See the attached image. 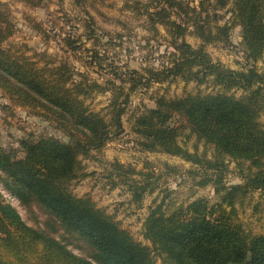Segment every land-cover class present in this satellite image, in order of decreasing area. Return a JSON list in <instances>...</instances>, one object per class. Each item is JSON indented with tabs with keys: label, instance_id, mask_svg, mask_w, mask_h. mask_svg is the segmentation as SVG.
I'll return each instance as SVG.
<instances>
[{
	"label": "trees",
	"instance_id": "1",
	"mask_svg": "<svg viewBox=\"0 0 264 264\" xmlns=\"http://www.w3.org/2000/svg\"><path fill=\"white\" fill-rule=\"evenodd\" d=\"M20 1L32 7L45 2ZM85 1L74 3L82 6ZM123 1L126 8L145 15L152 27L163 26L173 51L162 67L123 72L114 67L112 77L99 82L87 74L78 78L67 60L58 62L47 50L29 54L28 46L22 50L7 44L14 24L8 4L0 0V90L13 105L55 122L68 137L67 141L54 136L22 138L23 156L0 142V170L7 177L6 186L21 200L33 198L56 218L55 224L85 240L92 258L76 255L49 232L28 225L0 190V264H157V256L165 264H264V232L249 236L235 208L250 192L264 191V125L260 121L264 70L232 69L213 60L206 50L210 43L228 42L232 29L240 26L245 58L264 63V0H198L195 5L191 0ZM140 6L143 10H138ZM226 8L231 19L223 21ZM86 26L93 28L90 22ZM188 34L201 43L188 42ZM63 40L73 50L81 41L72 34ZM178 77L197 84L211 82L217 89L174 98L159 96L154 107L134 116L133 128L145 150L178 155L205 170L197 184H212L219 198L211 202L199 197L174 209L164 208L162 201L151 208L143 225L149 246L137 241L91 196L75 195L71 185L87 175L79 156L100 152L123 131L131 93L140 85ZM107 92L111 95L106 106L99 110L90 106L88 100L95 94ZM184 128L214 147L212 158L180 145ZM227 158L238 164L250 161L249 172L240 171L242 182H224ZM111 166L117 177L113 185L127 184L133 201L155 190L151 175L142 170L117 161Z\"/></svg>",
	"mask_w": 264,
	"mask_h": 264
},
{
	"label": "rangeland",
	"instance_id": "2",
	"mask_svg": "<svg viewBox=\"0 0 264 264\" xmlns=\"http://www.w3.org/2000/svg\"><path fill=\"white\" fill-rule=\"evenodd\" d=\"M2 1L8 4L14 24V33L7 44L22 50L28 46L29 54L47 50L58 62L67 60L78 78L80 74H87L99 82H105L112 77L110 72L114 67L119 72L162 67L168 63L173 51L165 28L161 25L152 27L145 15L126 8L123 0H86L82 6L76 5L74 0H45L41 7L28 6L20 0ZM191 1L193 5L198 4V0ZM138 10L143 8L140 6ZM226 11L227 8L222 12ZM230 19L231 12L224 13L223 21ZM87 22L91 23L92 30L86 26ZM38 23L41 28H38ZM90 33L93 37L89 38ZM70 34L75 39H81L79 47L74 50L67 47L63 40V37ZM186 40L194 46L201 43L192 34H188ZM241 40V27L235 26L228 42L210 43L206 50L213 60L232 69L243 70L255 66L259 71L264 70L262 60L252 62L245 58ZM216 89L211 82L197 84L194 81L186 82L180 77L173 81L140 85L130 95L123 116V131L100 152L92 151L89 156H79L87 175L73 181V193L77 196H91L98 207L119 221L120 226L128 230L137 241L149 246L151 243L144 235L143 225L151 208L160 202H164V208L174 209L199 197H205L211 202L217 201L219 196L212 184L203 187L197 184L205 170L197 169V164L181 156L145 150L140 144V135L133 128L134 116L146 108L154 107L159 96L174 98L199 91L214 92ZM110 95V92L95 94L88 103L99 110L106 106ZM236 95L240 96L241 91H237ZM260 121L264 125V109ZM29 136H54L68 140L55 122L34 113L32 109L13 105L8 95L0 90L1 144L14 148L19 156H23L20 140ZM179 143L189 152H197L208 158L215 154L214 147L199 140L189 128L183 129ZM114 161L131 165L151 175L149 181L155 190L146 193L141 201H133L127 184L113 185L112 180L117 178L111 166ZM226 165L228 169L224 182L227 184L242 182L240 171L250 170L248 160L238 164L227 158ZM251 170L256 169L253 167ZM130 177L139 178L138 175ZM6 180V175L0 170V190L28 225L49 232L76 255L92 259L91 248L85 240L68 234L55 224L56 218L33 198L30 197L26 202L21 200L6 186ZM235 208L236 218L249 236L264 232V191L250 192L235 204ZM156 261L157 264H165L159 256Z\"/></svg>",
	"mask_w": 264,
	"mask_h": 264
}]
</instances>
